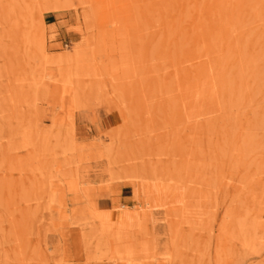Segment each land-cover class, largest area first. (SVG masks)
<instances>
[{"label":"rangeland","instance_id":"374dc122","mask_svg":"<svg viewBox=\"0 0 264 264\" xmlns=\"http://www.w3.org/2000/svg\"><path fill=\"white\" fill-rule=\"evenodd\" d=\"M245 1L188 93L153 0H0V264H264V0Z\"/></svg>","mask_w":264,"mask_h":264},{"label":"bare ground","instance_id":"6f19581e","mask_svg":"<svg viewBox=\"0 0 264 264\" xmlns=\"http://www.w3.org/2000/svg\"><path fill=\"white\" fill-rule=\"evenodd\" d=\"M155 21L163 31L164 39H171L176 56L185 58L187 64L181 81L187 91L198 88L209 76V66L200 59L211 52L222 38H230V27L235 25L237 15L245 0H153ZM242 13L246 14L245 11ZM247 15V14H246ZM238 23V21H237ZM41 24H43L41 22ZM167 40L163 48L170 50ZM167 45V46H166ZM211 63V62H210ZM214 64V63H213ZM211 64V65H213ZM189 66V67H188ZM215 69V67H214ZM215 71V70H214ZM213 72V71H212ZM214 72L210 77H215ZM209 77V78H210ZM214 80L205 83L212 94ZM193 94V93H192ZM197 94V93H195ZM198 95V94H197ZM195 95V96H197ZM194 96V97H195ZM205 96L202 97V103Z\"/></svg>","mask_w":264,"mask_h":264}]
</instances>
